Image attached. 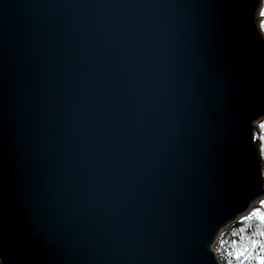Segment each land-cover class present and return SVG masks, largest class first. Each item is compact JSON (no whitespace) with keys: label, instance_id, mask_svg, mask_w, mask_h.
<instances>
[{"label":"water","instance_id":"water-1","mask_svg":"<svg viewBox=\"0 0 264 264\" xmlns=\"http://www.w3.org/2000/svg\"><path fill=\"white\" fill-rule=\"evenodd\" d=\"M262 0H0V262L221 264L264 197Z\"/></svg>","mask_w":264,"mask_h":264},{"label":"trees","instance_id":"trees-1","mask_svg":"<svg viewBox=\"0 0 264 264\" xmlns=\"http://www.w3.org/2000/svg\"><path fill=\"white\" fill-rule=\"evenodd\" d=\"M259 17L264 33V0ZM253 138L264 179V119L258 123V130H253ZM246 217L245 220L239 218L221 231L214 245L221 264H264V198Z\"/></svg>","mask_w":264,"mask_h":264},{"label":"rangeland","instance_id":"rangeland-1","mask_svg":"<svg viewBox=\"0 0 264 264\" xmlns=\"http://www.w3.org/2000/svg\"><path fill=\"white\" fill-rule=\"evenodd\" d=\"M259 122H260V121H259ZM259 122H258V123H259ZM258 123L256 124V127H254V129L256 128V129L258 130ZM263 198H264V197L260 198V200L263 199ZM260 200H258V201L256 202L255 206H254L250 211L255 210V207H256V205L258 204V202H259ZM250 211H249V212H250ZM249 212H248L245 216H243V217H241V218H243V220H245V219L247 218L246 216L249 215ZM255 212H256V213H259L258 210H256ZM213 249L215 250V247H214V246H213ZM215 252H216V250H215Z\"/></svg>","mask_w":264,"mask_h":264},{"label":"bare ground","instance_id":"bare-ground-1","mask_svg":"<svg viewBox=\"0 0 264 264\" xmlns=\"http://www.w3.org/2000/svg\"><path fill=\"white\" fill-rule=\"evenodd\" d=\"M220 233H221V231H220ZM220 233H219V235H218V237H217V239H216V241H215V244H216V242L218 241V239L220 238ZM214 244V245H215ZM215 251V250H214ZM216 253V252H215ZM216 255H217V253H216ZM2 264V263H1Z\"/></svg>","mask_w":264,"mask_h":264}]
</instances>
